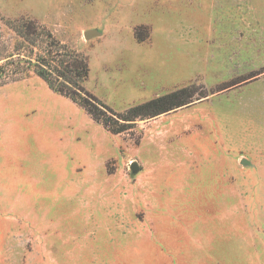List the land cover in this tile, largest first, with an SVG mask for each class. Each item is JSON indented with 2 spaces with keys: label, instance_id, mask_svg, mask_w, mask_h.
<instances>
[{
  "label": "rangeland",
  "instance_id": "obj_1",
  "mask_svg": "<svg viewBox=\"0 0 264 264\" xmlns=\"http://www.w3.org/2000/svg\"><path fill=\"white\" fill-rule=\"evenodd\" d=\"M48 48L116 113L193 97L113 131L24 69ZM8 59L0 264H264V0H0Z\"/></svg>",
  "mask_w": 264,
  "mask_h": 264
},
{
  "label": "trees",
  "instance_id": "obj_2",
  "mask_svg": "<svg viewBox=\"0 0 264 264\" xmlns=\"http://www.w3.org/2000/svg\"><path fill=\"white\" fill-rule=\"evenodd\" d=\"M36 30V24L31 21H21L15 25L16 33L24 40L22 43L32 41V36L36 33ZM47 35L52 37L51 33ZM56 45H61V43L59 44L56 41ZM11 56L13 57L14 55ZM59 56L61 54L58 51L55 52L48 48L42 54H39L37 58L25 60L24 69L33 70L48 83L51 89L78 101L97 120L103 121L106 125H108V112L125 122L121 123L117 128H111L113 131H123L128 124L127 122H131L138 117H151L183 106L193 97V94H190L188 89H177L144 103L134 105L123 114L116 113L85 88L84 81L89 75L87 59L73 52L70 53V60L63 58L64 54L61 58ZM15 63H19L20 68L21 62L16 60L8 59L6 64L0 65V79H7L6 77L14 70L10 68V64L14 65ZM105 115L107 118H104Z\"/></svg>",
  "mask_w": 264,
  "mask_h": 264
},
{
  "label": "water",
  "instance_id": "obj_3",
  "mask_svg": "<svg viewBox=\"0 0 264 264\" xmlns=\"http://www.w3.org/2000/svg\"><path fill=\"white\" fill-rule=\"evenodd\" d=\"M96 33H95V31H93V30H87L86 32H85V36L87 37V38H90V37H92V36H94ZM242 163L243 164H247V160L246 159H242ZM131 168L134 170V171H136V170H138V164H137V162H132V165H131Z\"/></svg>",
  "mask_w": 264,
  "mask_h": 264
}]
</instances>
